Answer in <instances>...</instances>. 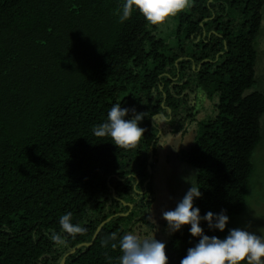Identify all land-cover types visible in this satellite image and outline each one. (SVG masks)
Here are the masks:
<instances>
[{
	"label": "trees",
	"instance_id": "16d2710c",
	"mask_svg": "<svg viewBox=\"0 0 264 264\" xmlns=\"http://www.w3.org/2000/svg\"><path fill=\"white\" fill-rule=\"evenodd\" d=\"M122 3L0 0V264H119V239L153 225L151 168L163 132L153 118L184 130L198 93L212 112L177 152L202 193L194 206L229 219L243 211L264 141V90L252 88L264 0H189L161 25L138 11L121 23ZM114 104L144 113L134 147L93 134ZM68 212L81 233L60 229ZM200 224L221 239L232 229ZM189 227L157 239L168 264L198 242Z\"/></svg>",
	"mask_w": 264,
	"mask_h": 264
},
{
	"label": "clouds",
	"instance_id": "9594fccd",
	"mask_svg": "<svg viewBox=\"0 0 264 264\" xmlns=\"http://www.w3.org/2000/svg\"><path fill=\"white\" fill-rule=\"evenodd\" d=\"M188 6L189 0H123L118 18L123 23L130 18L133 11H138L148 24L161 25L167 18L175 16ZM130 111L131 118L126 119ZM143 118V112L114 104L107 113V120L95 126L92 131L95 136L110 137L111 143L117 147H134L145 132L139 124ZM153 120L155 123V118ZM173 148L176 150L175 145ZM191 185L174 209L162 211L170 233L181 230L184 225H190L188 231L191 236L199 237L198 242L187 249L180 264H264V233L258 235L246 227L229 229L223 239L204 233L201 220L207 222L210 230L223 231L229 216L225 209L218 213L208 211L202 216L199 207L194 206V199L202 196L200 187L192 181ZM71 216L68 212L59 218L60 229L67 234L81 233L83 229L71 222ZM51 239L54 243H61L56 234ZM101 243L107 245L108 240H102ZM111 246L115 248L117 244ZM118 246L122 253L119 264H168L165 243L155 238L141 239L128 233L119 239Z\"/></svg>",
	"mask_w": 264,
	"mask_h": 264
},
{
	"label": "rangeland",
	"instance_id": "374dc122",
	"mask_svg": "<svg viewBox=\"0 0 264 264\" xmlns=\"http://www.w3.org/2000/svg\"><path fill=\"white\" fill-rule=\"evenodd\" d=\"M264 20V16H263ZM264 41V40H263ZM261 46H264L262 44ZM257 80L253 89L264 90V51L259 57L257 68ZM195 104L198 109L195 119L188 121L182 131H172V126L155 118L162 131L157 141L156 153L152 160L151 192L153 204L148 215L152 227L140 225L135 228V235L141 239L155 238L166 239L169 231L166 221L162 217V211L172 210L177 202L192 186L194 171L177 156L178 150L189 147L193 142L196 129V120L203 115L210 114L211 102L206 96L199 95ZM171 142V143H170ZM170 143V144H168ZM167 144V145H166ZM173 145L176 146L174 150ZM252 160L253 172L249 180V189L245 197L243 211L229 219L232 228H247L256 234L264 233V141L255 150Z\"/></svg>",
	"mask_w": 264,
	"mask_h": 264
},
{
	"label": "water",
	"instance_id": "95a60500",
	"mask_svg": "<svg viewBox=\"0 0 264 264\" xmlns=\"http://www.w3.org/2000/svg\"><path fill=\"white\" fill-rule=\"evenodd\" d=\"M98 229H99V227H98V228L96 229V231L94 232V234H93V238H95Z\"/></svg>",
	"mask_w": 264,
	"mask_h": 264
}]
</instances>
